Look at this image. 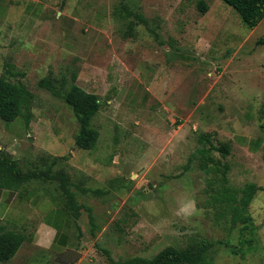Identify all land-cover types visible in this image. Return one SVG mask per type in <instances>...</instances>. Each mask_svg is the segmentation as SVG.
<instances>
[{
	"label": "rangeland",
	"instance_id": "374dc122",
	"mask_svg": "<svg viewBox=\"0 0 264 264\" xmlns=\"http://www.w3.org/2000/svg\"><path fill=\"white\" fill-rule=\"evenodd\" d=\"M74 73L101 102L92 152L77 149L63 96L39 86L50 78L59 89ZM1 76L35 99L29 123L0 119V155L23 171L66 172L90 209L74 264L151 260L204 242L214 243L209 264H264V20L251 30L221 0H0ZM210 143L229 154L203 156ZM225 167L238 203L247 185L263 188L246 223L210 203ZM190 201L192 214L177 215ZM251 239L253 250L241 245ZM19 252L16 264H65L34 242Z\"/></svg>",
	"mask_w": 264,
	"mask_h": 264
},
{
	"label": "trees",
	"instance_id": "16d2710c",
	"mask_svg": "<svg viewBox=\"0 0 264 264\" xmlns=\"http://www.w3.org/2000/svg\"><path fill=\"white\" fill-rule=\"evenodd\" d=\"M223 3L231 7L242 19L243 23L251 30L256 29L264 20V0H221ZM202 14H206L209 10V5L205 1H201L198 6ZM128 15H132L126 9ZM134 17L143 22L144 19L140 15L133 14ZM77 74L74 73L71 82L60 80L61 87L58 89L51 79H43L39 82L41 88L47 89L51 93H57L64 98V102L73 110L78 119L80 126L79 133L75 138L77 149L82 151L95 150L99 139V130L91 126L93 118L101 110V102L96 94L88 93L78 85H76ZM35 96L28 91L22 83H14L9 81L4 76L0 77V119L5 123H13L17 119L24 117L29 123L32 118L31 105ZM213 151H218L224 155L229 154L227 146L216 147L212 143L209 148L202 149L200 152L203 156L210 154ZM65 160L67 159L64 157ZM16 158L7 155H0V189L19 190L29 183L41 181L45 184H53L60 192L62 202L66 211L72 216L74 225L80 234L83 236V230L79 225V220L82 216V210H90L81 204H78L77 195L72 192V183L66 172H53L51 167L47 170H31L23 171L18 164ZM228 168H224L222 177L219 179L221 187L214 190L215 193L210 196V203L215 205L227 204L229 206L222 207L224 216L231 215L232 225L239 222L246 223L250 220L247 215V208L250 206L255 194L262 191L263 188L255 184H249L242 191L243 197L238 203L236 192L228 188L227 172ZM212 187V184H211ZM237 204V205H235ZM229 211V212H228ZM92 234L95 235L94 220L91 217ZM243 230H248L253 233L255 227L245 225ZM29 238L23 233L11 230L3 225L0 221V264H11L12 260L18 254ZM219 245L223 243L218 242ZM248 245L249 250L254 249V240L242 242L241 245ZM214 243H202L195 248L187 250H177L168 248L162 251L159 255L151 260L147 259H132L124 264H209L207 254L213 247ZM229 247L228 244H224ZM108 253V252H107ZM109 254V253H108Z\"/></svg>",
	"mask_w": 264,
	"mask_h": 264
},
{
	"label": "crops",
	"instance_id": "0c3cea01",
	"mask_svg": "<svg viewBox=\"0 0 264 264\" xmlns=\"http://www.w3.org/2000/svg\"><path fill=\"white\" fill-rule=\"evenodd\" d=\"M34 213L38 214V219L33 218ZM0 221L9 229L23 233L29 238L25 244L34 242L40 251L62 257L72 243V250L83 256L76 245L79 238L75 235L77 229L73 218L66 211L60 192L53 184L35 181L19 190L0 189ZM19 253L11 264H16ZM85 261L79 264H90Z\"/></svg>",
	"mask_w": 264,
	"mask_h": 264
},
{
	"label": "water",
	"instance_id": "95a60500",
	"mask_svg": "<svg viewBox=\"0 0 264 264\" xmlns=\"http://www.w3.org/2000/svg\"><path fill=\"white\" fill-rule=\"evenodd\" d=\"M81 257L82 254L80 252L70 249L62 255L61 262L65 264H72L76 263L79 259H81Z\"/></svg>",
	"mask_w": 264,
	"mask_h": 264
},
{
	"label": "clouds",
	"instance_id": "9594fccd",
	"mask_svg": "<svg viewBox=\"0 0 264 264\" xmlns=\"http://www.w3.org/2000/svg\"><path fill=\"white\" fill-rule=\"evenodd\" d=\"M195 209V202L194 201H190L188 203L183 204L180 209L177 212V215H181V216H188L191 215L192 212Z\"/></svg>",
	"mask_w": 264,
	"mask_h": 264
}]
</instances>
